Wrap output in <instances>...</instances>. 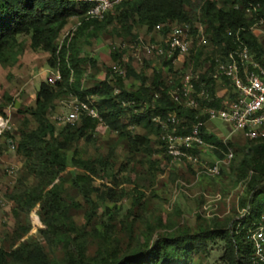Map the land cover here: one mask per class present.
<instances>
[{"label":"trees","instance_id":"obj_1","mask_svg":"<svg viewBox=\"0 0 264 264\" xmlns=\"http://www.w3.org/2000/svg\"><path fill=\"white\" fill-rule=\"evenodd\" d=\"M192 1L128 0L115 7L110 13L112 15L108 13L103 19L96 20L86 19V6L77 5L74 0H0V65L13 66L19 62L25 43L20 38L27 36L29 48L34 52L48 53L47 65L57 70L60 76L53 84L42 81L34 94V106L17 111L20 115L17 140L11 139L15 155L21 160L17 184H24L27 179L32 181L29 186L19 189L13 195V200L27 213L36 209L35 213L42 224V234L60 228L62 218L66 215L67 200L71 202V207L78 206L67 190H77L87 203H91L89 197L93 188L90 182L96 178L97 170H106L108 164L101 159L72 157L71 163L82 169L83 173L68 178L67 150L75 148L80 139L87 140L98 124L102 123L110 131L118 132L132 155L142 153L149 158L152 153L149 137L154 136L158 152L169 160L159 140L161 128L152 120L153 117L157 116L164 121L169 113H174L185 130L198 121L204 123L206 116H200L196 109L184 108L172 101L169 94L172 85L164 81L162 70L153 71L151 77L146 75L150 63L145 61L139 69L130 63H122L125 69L123 77L110 75L108 70L105 80L89 91V96L98 97L95 104L101 123L83 117L78 123L67 124L56 131L48 119L51 103L61 95L70 93L79 100L86 99L85 94L79 91L84 74L81 65L85 63L84 58L80 57V48L83 43H89L90 38H96L101 28L115 21L125 35H131L138 26H145L149 32L158 28L161 34H165L173 23L193 24L194 15L189 11ZM249 5H258V8L252 16L247 17L245 8ZM198 11L202 15L201 22L208 44L217 51L214 55L227 54L234 47L238 35L254 58H261L264 43H260L250 28L258 20L264 24V0H225L219 7H216L214 0H202ZM73 17L78 18L76 29L58 45L61 31ZM201 52L202 49L188 57L197 61ZM122 54L124 51H114L112 60L121 62ZM214 55L208 57L209 62ZM92 64L95 67L94 62ZM162 66L168 67L170 75L176 72L169 61H163ZM129 78H134L138 86L127 89L124 80ZM223 82L229 85L227 80L223 79ZM201 83L211 95L215 94V82L208 76V71L195 82L197 90ZM229 89L230 97H233L230 85ZM114 90L118 93L115 94ZM122 102L126 105H122ZM221 104L222 100L218 99L208 106L219 108ZM128 128L139 129L142 133H131ZM200 132L205 142L214 145L216 149L219 147L225 150L221 139L204 125ZM241 153L237 176L245 182L241 206L246 215L240 216L237 222L231 226L199 228L194 233L184 231L176 235L158 236L150 244L147 238H143L131 250H112L104 257H94L88 263H83L82 257L78 256L77 264H203L194 263L190 252L203 251L206 244L215 239L223 242L221 261L224 264H251L252 248L246 239V232L264 214V139L246 142ZM147 161L150 165L156 163L150 159ZM67 181L70 182L68 189L65 186ZM107 194L115 202L122 198L121 195L116 197L110 189ZM140 199V196L135 197L133 204H139ZM14 233L19 239V233ZM24 263L49 264V261L39 244H24L20 249L12 251L0 247V264Z\"/></svg>","mask_w":264,"mask_h":264},{"label":"rangeland","instance_id":"obj_2","mask_svg":"<svg viewBox=\"0 0 264 264\" xmlns=\"http://www.w3.org/2000/svg\"><path fill=\"white\" fill-rule=\"evenodd\" d=\"M201 1L193 0L189 11L194 15L193 23L203 29L202 15L198 11ZM214 1L216 7H219L225 0ZM245 14L250 17L248 13ZM77 24V17L68 21L57 39L58 45L76 29ZM250 32L260 43H264V24L254 23ZM161 37L160 31L149 32L145 26H138L131 35H125L115 21L101 28L96 38H90L89 43L81 45L80 57L84 58L85 63L81 65L84 74L79 91L88 98L93 86L105 80L108 70L110 75H116L113 66L120 69L123 67L122 63H130L139 69L143 66V61L150 63L145 71L147 76L151 77L153 71L162 70L164 81L173 87L179 84L181 77L191 66L192 72L199 73V76L207 72L208 57L217 52L213 46L207 44L202 48L197 61L188 56L178 57L177 62L172 65L176 72L170 75L167 72L168 67L163 68L160 58L146 55L142 49L136 50L137 45L155 43ZM20 39L25 43L19 62L13 66L0 65V116L9 117L12 123V130L0 136V247L12 251L20 249L24 244H39L47 255L49 264H77L78 256L82 257L83 263H88L94 257H104L112 250H131L143 238H147L150 244L158 236L176 235L184 231L194 233L199 228L231 226L238 221L244 213L241 200L245 189L244 180L237 176L238 163L242 158L241 150L246 144L241 132L230 134L228 125L218 119L208 120L206 117L204 126L219 139L230 134L229 146L233 152L230 163L222 166L216 176L208 177L196 176L190 167L164 158L158 152L154 136L149 137L152 149L149 158L142 153L132 155L126 141L118 132L110 131L104 124H98L87 140L82 138L75 148L70 147L67 150L68 178L83 173L82 169L71 163L72 157L101 159L108 164L106 170H97L96 178L90 182L93 188L89 197L91 203H87L77 190H67L78 206L71 207V202L67 200L66 215L62 218L60 228L52 230V233L42 234V224L35 213L36 209L27 213L13 200V195L19 189L29 186L32 181L27 179L24 184H17L20 166L16 162L15 166H6L2 160L16 159L14 148L10 147L7 139L17 140L20 124L17 111L34 106V94L39 84L48 81L53 72L46 60L41 58L43 52L32 51L28 46L27 36ZM122 45L125 48H120ZM117 50L124 51L119 63L114 62L111 56ZM124 85L130 90L138 86V82L129 78L124 80ZM229 91L228 84L215 83V94L218 97ZM74 98V95L65 93L53 101L48 109V119L53 122V116L64 114ZM95 99L98 100V97ZM198 113L205 116L200 111ZM32 125L35 126V123ZM53 125L56 131L65 126ZM128 130L131 133H142L139 129ZM222 157L223 150L218 147L205 151L201 161L210 163ZM148 159L156 163L150 165ZM179 182L185 185L180 186ZM69 183L65 184L67 189ZM108 189L116 197L121 195V200L113 201L107 194ZM139 196L140 203L133 204L134 198ZM14 231L19 233V239ZM222 253L223 242L215 239L209 241L203 251H191L190 255L194 263L224 264L221 261Z\"/></svg>","mask_w":264,"mask_h":264},{"label":"built area","instance_id":"obj_3","mask_svg":"<svg viewBox=\"0 0 264 264\" xmlns=\"http://www.w3.org/2000/svg\"><path fill=\"white\" fill-rule=\"evenodd\" d=\"M128 0H74L75 3L86 6L84 16L86 19H103L108 13L120 3ZM258 5H249L245 12L252 16L257 11ZM257 23L262 24V20ZM194 29V30H193ZM155 30H158L156 28ZM208 44L204 29L189 23H173L168 31L162 34L160 40L146 45H137L136 50L142 49L144 54L153 55L162 61H169L172 65L177 62L178 57L195 55L200 49ZM119 47V46H118ZM120 48H125L124 45ZM121 49V50H122ZM208 76L215 82L227 80L231 87V94L227 92L224 96L211 95L201 83L199 89L195 88V82L199 80V73L192 72V66L181 77L179 84L173 86L169 94L174 103L184 108L200 111L208 120L218 119L228 125L230 134L241 132L246 142L263 139L264 136V47L261 58H254L247 44L236 35L234 47L225 55H214L210 58L209 66L206 68ZM113 72L123 77L124 67ZM57 70L51 72L48 83L53 84L59 80ZM117 94L118 91L114 90ZM96 97L89 96L85 100L74 98L68 110L62 115L52 117V124H75L81 118L86 117L101 123V117L96 107ZM218 99L222 100L219 108L208 106ZM122 105L126 103L122 102ZM159 124L161 132L159 140L162 143L164 154L177 163L191 166L196 176H216L222 166H226L232 160L233 152L229 146V135L221 139L225 147L223 157L207 163L201 161V156L207 150L216 149L212 144L204 141L200 128L203 122L194 123L188 130L182 125L181 120L174 114L169 113L164 121L157 116L152 119ZM102 124V123H101ZM12 130L9 117L0 116V136ZM11 148L12 142L7 139ZM179 185H185L179 182ZM246 212L242 213L244 217ZM239 226V225H238ZM238 228V227H237ZM246 239L251 245V264H264V214L260 220L253 223L246 232Z\"/></svg>","mask_w":264,"mask_h":264},{"label":"crops","instance_id":"obj_4","mask_svg":"<svg viewBox=\"0 0 264 264\" xmlns=\"http://www.w3.org/2000/svg\"><path fill=\"white\" fill-rule=\"evenodd\" d=\"M155 31V30H154ZM37 52V51H36ZM43 55H42V59L44 58L45 60H47V58H48V53H46V52H43L42 53ZM214 130V129H213ZM225 136H228V135H223V136H221V138H224ZM2 160H4V165H6V166H15L14 165V162H16L17 163V165H21V160H20V158L19 157H17L16 156V159H11V160H8V159H2Z\"/></svg>","mask_w":264,"mask_h":264}]
</instances>
